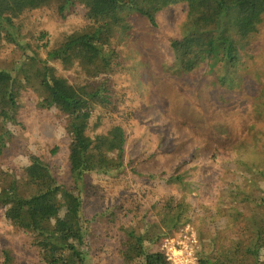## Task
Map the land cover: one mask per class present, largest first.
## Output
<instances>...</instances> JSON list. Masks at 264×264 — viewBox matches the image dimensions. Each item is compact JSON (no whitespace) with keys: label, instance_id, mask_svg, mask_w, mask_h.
<instances>
[{"label":"trees","instance_id":"trees-1","mask_svg":"<svg viewBox=\"0 0 264 264\" xmlns=\"http://www.w3.org/2000/svg\"><path fill=\"white\" fill-rule=\"evenodd\" d=\"M179 2L186 4L187 12L180 32L167 38L173 57L171 69L190 76L206 66L208 72L222 71L219 82L231 85L229 70L238 62L240 49L258 32L264 19V0H0V39L6 43L21 45L22 21L51 3L58 5L61 14L80 6L86 19L85 27L71 31L57 45L49 47L48 42L41 45L37 41L36 47H43L46 56L38 49L30 50L28 44L25 58L17 62L15 70L0 68V155L12 138L8 123H17L24 105L20 89L25 83L38 93L39 108L61 117L68 138L65 150L70 184L59 181L48 160L34 153L29 154L20 173L0 167V204L5 206V217L25 233L27 250L37 256L38 263L168 264L158 246L190 221L188 198L170 197L162 206L152 202L156 217L152 216L154 221L148 225L143 216L140 222L135 221L142 201L138 197L127 206H109L101 214H87L79 182L87 173L109 178L126 167L125 128L121 123L107 125L119 100L112 77L100 79L120 65L113 39L117 35L133 37L134 17L156 27L157 13ZM56 64L75 68L83 73L84 81L71 82ZM221 149H212V179L203 181V188L214 201L215 213L226 222L224 230L217 228L213 235L204 232L207 227L201 229L200 240L203 244L207 241L208 250L201 248L199 264H264V167L239 166L230 175L213 171L216 151ZM163 179L168 184L185 185L182 174ZM230 208L238 212L232 213ZM126 210L133 213L128 224L119 221L120 214L127 216ZM100 219L106 228L97 236ZM220 231L223 235L218 241L214 234ZM4 255V264H13L9 251Z\"/></svg>","mask_w":264,"mask_h":264},{"label":"rangeland","instance_id":"rangeland-1","mask_svg":"<svg viewBox=\"0 0 264 264\" xmlns=\"http://www.w3.org/2000/svg\"><path fill=\"white\" fill-rule=\"evenodd\" d=\"M57 7L51 3L27 15L22 21L21 45L0 39V68L15 70L17 62L25 58L28 44L30 50L38 49L46 56L43 47H36L37 41L41 45L48 42L52 47L71 31L85 27L80 6L64 14ZM186 12L185 3L169 4L157 13L156 27H150L141 17H134L133 37L126 39L117 35L113 39L120 65L113 73L100 75V79L112 77L111 85L119 100L107 125L121 123L125 128L126 167L109 178L87 173L79 184L87 214H101L109 206H127L138 197L142 201L137 210L140 216L135 221L140 222L143 216L148 225L156 217L152 202L158 201L162 206L170 197L185 196L190 200V221L170 236L190 226L198 240L199 259L201 248L208 250L207 241L203 244L200 240L201 229L207 227L204 232L213 235L226 222V218L215 213L214 201L203 188V181L212 179L213 165L209 163L212 149L222 148L216 151L213 169L218 173L230 175L239 166L241 169L255 168L258 164L264 167V19L258 32L240 49L238 62L229 70L233 83L228 85L219 82L222 71L208 72L206 66L190 76L171 69L173 57L167 38L180 32ZM42 32L46 35L41 36ZM56 66L71 82L84 81L83 73L75 68ZM20 92L24 95V105L17 123H8L12 138L0 155V167L20 173L29 162V154L34 153L48 160L59 181L70 184L72 178L65 150L68 138L61 128V117L53 110L46 111L36 105L38 93L29 84L25 83ZM171 174L184 175L185 185L165 183L163 178ZM142 191L146 192L143 196ZM217 192L221 194V190ZM223 208L228 206L223 204ZM126 211L127 216L120 214L119 221L128 224L133 213ZM230 211L237 213L238 209L230 208ZM145 215L153 217L150 220ZM101 219L96 225L97 236L106 228ZM214 235L220 241L223 232ZM6 251L13 256V264H40L37 256L27 250L25 233L5 217V206L0 204V264H4Z\"/></svg>","mask_w":264,"mask_h":264},{"label":"built area","instance_id":"built-area-1","mask_svg":"<svg viewBox=\"0 0 264 264\" xmlns=\"http://www.w3.org/2000/svg\"><path fill=\"white\" fill-rule=\"evenodd\" d=\"M198 240L190 226L181 229L176 236H166L161 251L168 264H199Z\"/></svg>","mask_w":264,"mask_h":264}]
</instances>
